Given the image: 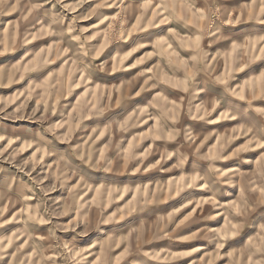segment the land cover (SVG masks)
I'll list each match as a JSON object with an SVG mask.
<instances>
[{"label": "rangeland", "instance_id": "1", "mask_svg": "<svg viewBox=\"0 0 264 264\" xmlns=\"http://www.w3.org/2000/svg\"><path fill=\"white\" fill-rule=\"evenodd\" d=\"M0 264H264V0H0Z\"/></svg>", "mask_w": 264, "mask_h": 264}, {"label": "bare ground", "instance_id": "2", "mask_svg": "<svg viewBox=\"0 0 264 264\" xmlns=\"http://www.w3.org/2000/svg\"><path fill=\"white\" fill-rule=\"evenodd\" d=\"M236 169H234L233 171H235Z\"/></svg>", "mask_w": 264, "mask_h": 264}]
</instances>
